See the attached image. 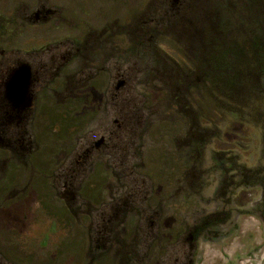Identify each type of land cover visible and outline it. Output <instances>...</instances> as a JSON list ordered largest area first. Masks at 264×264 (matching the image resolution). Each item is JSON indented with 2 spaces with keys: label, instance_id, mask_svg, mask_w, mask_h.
Here are the masks:
<instances>
[{
  "label": "rangeland",
  "instance_id": "374dc122",
  "mask_svg": "<svg viewBox=\"0 0 264 264\" xmlns=\"http://www.w3.org/2000/svg\"><path fill=\"white\" fill-rule=\"evenodd\" d=\"M79 1L82 5L81 11L91 8V0H75L74 3ZM84 1L88 2L87 7H84ZM94 2L96 3L94 8L98 6L99 18L112 15L115 31L121 24L129 27L128 38L118 37L115 33L112 58L107 59V63L101 64L109 70V73L113 72V83H109L113 88V95L111 99L109 97L105 112L97 117H94L93 112L89 110V101L86 100L81 104L85 109L82 114L85 112L86 114L81 117L75 113L73 101L62 103L51 96L46 97L47 102L42 108L36 106L33 141L43 146L36 151V155L42 161L40 166L43 169L39 165L36 167L43 171L45 168L43 162L52 163L62 159L61 147L64 144L68 147L70 142L72 146L75 142L73 127L76 124L82 129L77 137L81 145L89 144L92 140L98 141L105 134L106 139L111 141V147L94 148L93 154L89 155L95 157L94 162L98 158V165L94 171L98 174V180L85 177L91 167H94L87 161L82 169V195L70 202L71 207L79 213L81 220H90L91 216L100 222L103 213L115 211V206L112 205L117 203L116 199L123 198V189L126 188L130 209L141 211L137 232L131 224L125 232L122 229L116 230L117 227L114 225V236L122 237L130 245L126 250L130 249L129 252L131 250L134 252L129 255L127 262L137 264L139 256L146 257L153 251L154 246H162L159 261L161 264H169L171 256L177 254V250L184 248L186 244L184 245L182 238L178 239V242L167 241L164 244H155L154 236L159 233V229L151 227L150 222L161 221L163 226H167L170 222L179 224L181 223L179 221L184 223L187 219L185 184L188 182L190 165L186 144L190 142V136H193V141H200L201 145L205 143L206 146H202L203 154L197 157H202L205 165L212 166L211 147L207 141L212 140L215 146H218L219 142L214 137L218 134L222 135L223 133H219L221 130L233 132L229 134L227 132L225 135L230 142L235 131L249 130L245 123L238 120L235 112L231 111L238 109L236 106L241 104L251 110L248 106L249 101L245 100V93L249 92L248 88L245 90L241 83L233 84L234 90L230 95H226L229 98H223V94L218 95L211 91L208 96L206 92L201 91L200 86L203 84V79L206 80V77L202 76L205 72L206 76L208 74L218 76L217 74L223 72L228 74L230 69L225 68L223 71V59L226 62H233L234 55L225 53L224 56L222 53L228 48L229 35L235 37L249 29L253 14L258 16L256 2L255 0H95ZM37 3L38 1L33 4V8ZM258 7L263 9V3H258ZM91 14L86 17L89 22L94 21L92 20L94 15ZM33 29L37 36L35 39H41L45 34L41 30L42 26ZM175 42L184 47V52L174 48ZM42 43L33 41L32 45L36 48ZM123 45H128V48L123 49ZM101 48L99 51L106 54V46L103 45ZM171 56L181 64H184V59L189 60V58L197 61L193 76L187 79L190 82L186 81L182 73L176 76L177 71L171 63ZM102 73L98 74L99 77H103ZM105 83L99 80L95 86L98 110L106 101V99L104 101V90L107 87ZM221 107L227 109V112L222 111L221 116H216L213 110L222 109ZM73 153L74 151L71 153L72 156ZM39 159L35 160L37 164L40 162ZM13 171L7 170L0 181V210H2L0 252L4 255L0 264H85L86 262L88 264L91 254L87 252L88 245L74 228L73 223L77 220L74 217L75 212L58 213L52 208L46 211L45 208L51 205L62 206L61 200L47 197L50 183L47 180L36 179L29 184V187L28 185L25 187L23 185L27 184V181L21 175L15 174L20 171ZM216 176L218 178V171ZM20 188H27L29 193H20L12 203L11 200L5 201L4 194L17 192ZM212 189L209 191L210 194ZM259 195L257 192L256 197ZM254 197L252 192L242 191L239 203L246 205L244 209L250 210L248 205H251ZM47 199L51 200L50 205L47 204ZM94 206L97 207L96 211L90 213ZM211 209H214L213 205H210ZM234 210L228 214L235 217L234 220L240 227L239 234L230 241H219L211 245L201 243L200 247L203 245L206 250L203 254L204 260L199 264L233 262L239 264L240 261L246 262L251 253H257L256 257L259 258L255 260V264L261 263L264 255L260 256L255 249L264 244V224L259 220L258 215L248 216L240 209L234 208ZM121 217L122 214L120 218L114 220L121 221ZM49 221H57V223H49ZM58 223L60 229L57 228ZM91 247L94 249L95 244ZM199 251L200 249L197 251L196 259L200 255Z\"/></svg>",
  "mask_w": 264,
  "mask_h": 264
},
{
  "label": "flooded vegetation",
  "instance_id": "af4514ba",
  "mask_svg": "<svg viewBox=\"0 0 264 264\" xmlns=\"http://www.w3.org/2000/svg\"><path fill=\"white\" fill-rule=\"evenodd\" d=\"M37 1L36 7L33 8V4ZM74 1L0 0V181L7 170L20 171L15 174L21 175L27 181V184L23 185L25 187L27 185L29 187V184L36 179L47 180L50 183L47 197L61 200L62 206L51 205L52 207L49 206L45 210L49 211V208H52L58 213L75 212L70 202L82 195L83 164L88 161V164L94 165L85 177L98 180V174L94 172L98 158L94 162L95 157L89 155L93 154L94 148L98 149L101 146L110 148L111 141H108L104 134L98 141L92 140L89 144L81 145L77 137L82 129L76 124L73 127L74 144L71 146L70 142L68 147L64 144L61 147L62 159L52 163L43 162L45 168L41 171L36 167L42 163L36 151L43 146L33 141L34 109L36 106L42 108L47 102L46 97L52 96L62 103L73 101L75 113L80 117L86 114V112L82 114L85 111L81 105L83 100L89 101V110L93 112L94 117L105 112L109 97L111 99L113 95V88L109 84L113 83V72L109 73V70L101 64L107 63L112 58L115 33L118 37L129 36V27L125 25H119L115 31L112 15L99 18L98 6L94 8L95 0L90 1L91 8L84 12L81 11L80 1L77 3ZM255 2L258 16L253 14L249 29L244 30V33L235 37L229 35L228 48L222 53L224 56L225 53L234 55L233 62H226L223 59V71L225 68L230 71L228 74L226 72L217 74L218 76L216 74L209 76L208 73L206 76L205 72L202 76H205L206 80L203 79V84L201 82L202 86H200L201 91L206 92L208 96L211 91L218 95L223 94L224 96L220 95L223 98H229L226 95H230L234 90L233 84L241 83L245 90L248 88L249 92L245 93V100L249 101L248 106L251 110L241 104L236 106L238 109L231 111L235 112L238 120L245 123L249 130L235 131L232 142L227 141L225 137L227 132L229 134L232 131L221 130L219 133L223 134L215 135L214 138L222 146L219 144L215 146L212 140L207 141L211 147L213 167L205 165L202 157H197L203 154L205 143L203 146L200 141H193V136H190L191 140L186 144L190 165L188 182L185 184L187 219L184 223L170 222L167 226H163L161 221L150 222L151 227L159 229L157 233L159 237L154 236L155 244H164L167 241L178 242L181 238L184 245L186 244L181 248L182 250L178 249L177 254L171 256L169 264H199L201 260L203 262V254L206 250L205 246L200 247L201 243L211 245L219 241H230L237 236L240 227L237 226L235 217L228 214L235 211L234 208L240 209L248 216L258 215L259 220L264 224V7L263 9L258 7V3L264 5V0H255ZM83 5L87 7L88 2L84 1ZM90 13L94 15L92 19L94 21L89 22L86 17ZM38 26H42L41 30L46 34L41 39H35L37 36L33 28ZM33 41L43 43L35 48L32 45ZM103 45L106 46V54L99 51ZM174 45L177 51L184 52L183 46L176 42ZM122 48L126 50L128 45H123ZM162 53L165 55L164 52ZM171 59L177 71L176 76L182 73L186 81L193 76L197 61L182 58L184 64H181L172 56ZM99 73H102L103 77H99ZM99 80L106 82L107 87L104 90L105 104H102L98 110L95 86ZM51 89L52 94H50ZM222 109L213 110V113L221 116L222 111L227 112V109ZM251 137L254 139H250ZM38 159L40 162L37 164L35 160ZM202 171L203 173H199ZM216 171L219 172L218 178ZM24 189L20 188L19 191L13 192L14 197L12 192L4 194L5 201L11 200L12 203L20 193L28 194L29 190ZM210 189H212L211 194ZM126 191L124 188L123 198L116 199L117 203H113L115 211L103 213L100 222L91 216L90 220L83 221L79 213L75 212L74 217L77 220L73 223L74 228L88 245L87 252L91 254L88 264H129L127 259L131 253L134 254L133 250L130 252V249L126 250L130 245L119 235L113 234L114 225L117 227L116 230L122 229L123 232L129 224L134 230L136 229V232L139 230L141 211L130 209L129 195H126ZM242 191L252 192L255 196L251 205H248L250 210L244 209L246 205L239 203ZM257 192L260 194L259 197H256ZM47 204H51L50 199ZM210 205H213L214 209L210 210ZM95 208L97 209L95 206L92 207L90 213L95 212ZM136 213L138 215L135 216ZM120 214L122 220L117 222L114 218H120ZM1 215L2 210L0 217ZM53 222L57 223V221L49 223ZM94 244L95 247L92 249L91 245ZM263 246L264 244L255 249L260 256L264 255ZM161 249L162 246H154L153 251L146 257L144 255L138 257L137 264H154V262L161 264L159 261ZM198 249L200 255L196 259ZM256 254L251 253L246 262L240 261L239 264H255L258 258ZM2 256L4 255L0 252V260ZM257 264H264V257L261 263Z\"/></svg>",
  "mask_w": 264,
  "mask_h": 264
},
{
  "label": "crops",
  "instance_id": "0c3cea01",
  "mask_svg": "<svg viewBox=\"0 0 264 264\" xmlns=\"http://www.w3.org/2000/svg\"><path fill=\"white\" fill-rule=\"evenodd\" d=\"M63 117H64V116H63ZM63 119H65V117H64ZM62 121H63V120H62ZM59 124H60V123H59ZM66 124H67V123H66ZM61 125H62V124H61ZM64 125H65V123H64ZM50 209H51V208H49V211H50ZM49 222H50V221H49ZM58 229H60V228L58 227Z\"/></svg>",
  "mask_w": 264,
  "mask_h": 264
}]
</instances>
